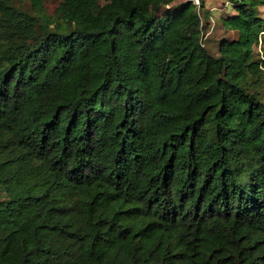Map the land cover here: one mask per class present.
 Instances as JSON below:
<instances>
[{
  "label": "trees",
  "instance_id": "1",
  "mask_svg": "<svg viewBox=\"0 0 264 264\" xmlns=\"http://www.w3.org/2000/svg\"><path fill=\"white\" fill-rule=\"evenodd\" d=\"M0 0V264H264V0ZM29 4V7H26Z\"/></svg>",
  "mask_w": 264,
  "mask_h": 264
},
{
  "label": "rangeland",
  "instance_id": "2",
  "mask_svg": "<svg viewBox=\"0 0 264 264\" xmlns=\"http://www.w3.org/2000/svg\"><path fill=\"white\" fill-rule=\"evenodd\" d=\"M58 3V0L47 1L45 3L46 11L52 13ZM206 3L212 14V19L204 30L205 36L203 40H205L207 47H209L212 51L215 46V40L218 39L222 33H224L219 19L222 15L230 13L232 11V6L229 0H206ZM26 7H29V4H26ZM262 12H264V9H262Z\"/></svg>",
  "mask_w": 264,
  "mask_h": 264
},
{
  "label": "built area",
  "instance_id": "3",
  "mask_svg": "<svg viewBox=\"0 0 264 264\" xmlns=\"http://www.w3.org/2000/svg\"><path fill=\"white\" fill-rule=\"evenodd\" d=\"M195 1V0H194ZM196 3H198V0H196Z\"/></svg>",
  "mask_w": 264,
  "mask_h": 264
}]
</instances>
